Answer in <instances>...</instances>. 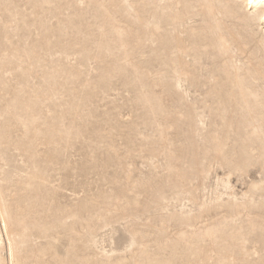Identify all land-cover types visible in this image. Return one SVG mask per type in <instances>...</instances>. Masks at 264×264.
<instances>
[{
    "label": "rangeland",
    "instance_id": "rangeland-1",
    "mask_svg": "<svg viewBox=\"0 0 264 264\" xmlns=\"http://www.w3.org/2000/svg\"><path fill=\"white\" fill-rule=\"evenodd\" d=\"M117 1L0 0V264H264L263 26Z\"/></svg>",
    "mask_w": 264,
    "mask_h": 264
},
{
    "label": "bare ground",
    "instance_id": "bare-ground-1",
    "mask_svg": "<svg viewBox=\"0 0 264 264\" xmlns=\"http://www.w3.org/2000/svg\"><path fill=\"white\" fill-rule=\"evenodd\" d=\"M147 2H150L149 0H146ZM199 1H201V0H199ZM208 1H212V2H214L213 4L215 5V3H217L219 6H217V7H221L222 5V8H221V10H222V13L224 14V16H226V17H241L240 19L242 20V21H244L246 24H255V25H257L258 27H260V26H263V29L261 30L262 32L261 33H263V31H264V0H229V3L228 4H226V2L227 1H225V0H208ZM115 2H118L117 0H115ZM115 2L113 3L114 5H116L115 4ZM202 2V1H201ZM205 2L206 3H208L206 0H205ZM204 2V3H205ZM212 2H211V4H212ZM203 3V2H202ZM113 4L111 5V7H113ZM199 4H201L200 2H199ZM210 4V3H209ZM208 4V5H209ZM212 4V5H213ZM216 4V5H217ZM118 5V4H117ZM212 5H210V7L209 6H207L208 8H205L204 7V9H211L213 6ZM203 6H205L204 4H203ZM215 7V6H214ZM217 7L215 8V11L214 12H216V10L218 11V9H217ZM114 9V8H113ZM123 9V8H122ZM186 9H187V7H186ZM212 9H214V8H212ZM124 11V14L126 15V10L125 9H123ZM188 12H190V8H188V10H187ZM210 11H212V10H210ZM209 11V12H210ZM205 12H208V11H205ZM205 12H204V14H205ZM219 12V11H218ZM166 13V12H165ZM189 14V13H188ZM210 14V16L212 15V14H214L213 12H212V14H211V12L209 13ZM220 14H221V11H220ZM163 15V14H162ZM172 15V14H171ZM170 15V17H172ZM205 15H208V14H205ZM173 16H175V15H173ZM209 16V15H208ZM213 16V15H212ZM216 16V15H215ZM215 16L213 17V18H215ZM223 16V15H222ZM221 16V17H222ZM176 17H178V16H176ZM173 19H177V18H174V17H172ZM208 18V17H207ZM210 18V17H209ZM208 18V19H209ZM212 18V17H211ZM210 18V19H211ZM207 19V20H208ZM209 19V20H210ZM216 19V18H215ZM215 19H213V20H215ZM221 19V18H220ZM238 19V18H237ZM207 20H205L206 22V24H207V22H210V21H207ZM212 21V20H211ZM217 21V20H216ZM218 21H221V20H219L218 19ZM219 23L220 22H218V25H219ZM208 24H210V26H209V30L208 31H210L212 34H213V28H215V27H213L214 25V22L212 23V25H211V23H208ZM221 24V23H220ZM216 26H217V22H216V24H215ZM239 25H241V23L239 24ZM213 28H212V27ZM206 27H208L207 25H206ZM221 27V26H220ZM225 27V26H224ZM243 28H244V24H243V26H242ZM253 27V26H252ZM147 28V27H146ZM144 29H145V27H144ZM217 29H221V28H217ZM216 28H215V31H216V34H214L215 36L217 35V33H218V35H220L221 36V34H220V32H218L219 30H217ZM226 30H228V29H226ZM225 30V31H226ZM259 30H260V28H259ZM146 31H147V29H146ZM221 31V30H220ZM224 31V32H225ZM231 32V31H230ZM210 33V34H211ZM215 33V32H214ZM228 33V32H227ZM227 33H224V34H226V35H228ZM232 33V32H231ZM231 33H229V34H231ZM211 34V35H212ZM116 35L118 36V33H116ZM217 35V37L220 39V36H218ZM217 38V39H218ZM202 38H200L199 39V42L200 41H202L201 40ZM222 40H224V39H222ZM216 41V40H215ZM214 41V43H216ZM220 41V40H219ZM141 43H143V42H141ZM213 43V44H214ZM218 43L219 42H217V45H215V46H205V45H203L202 47H201V49H202V51L204 52V53H207L208 51H216V50H218L220 47H223V49L225 50V49H227L226 48V42L224 41H221V45H219L218 46ZM139 45H140V43H139ZM141 46V45H140ZM143 46V45H142ZM222 52H223V50H221ZM225 51H227V50H225ZM224 51V52H225ZM262 76V75H261ZM227 77V76H226ZM262 79L264 78L263 76L261 77ZM234 79H236V77L234 78ZM177 80H179V79H177ZM233 82L234 81H236V80H232ZM178 83H180L179 81H177ZM176 81H175V83H177ZM230 82V81H229ZM237 82V81H236ZM236 82H234L233 84H237ZM168 83H170V82H168ZM239 92V91H238ZM239 96H241V98L243 97L244 98V96L241 94L240 95V93H239ZM243 100V99H242ZM245 100V99H244ZM233 105V104H232ZM232 107V106H231ZM202 232H204V231H202ZM211 232V231H210ZM209 232V233H210ZM214 231H212V233H213ZM212 233L210 234V235H212ZM200 234V233H199ZM204 234V233H203ZM202 233L200 234V235H202V237L206 234H204L203 235ZM197 238H198V235L196 236ZM200 237V239L202 238L201 236H199ZM206 237V236H205ZM207 238V237H206ZM209 238V237H208ZM195 239V238H194ZM200 241V240H199ZM196 242V241H195ZM200 242H202V241H200ZM198 243V242H197Z\"/></svg>",
    "mask_w": 264,
    "mask_h": 264
}]
</instances>
